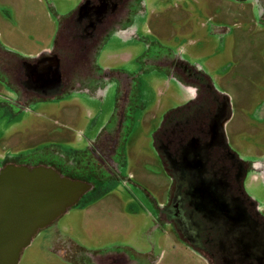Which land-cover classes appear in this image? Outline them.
<instances>
[{"label":"rangeland","instance_id":"obj_1","mask_svg":"<svg viewBox=\"0 0 264 264\" xmlns=\"http://www.w3.org/2000/svg\"><path fill=\"white\" fill-rule=\"evenodd\" d=\"M81 1L0 0V57L32 59L52 49L60 25ZM140 8L133 37L108 30L94 47V67L84 66L106 86L100 102L37 101L22 112L0 97V158L47 148L83 151L109 113L129 114L120 131L119 177L39 231L18 264H61L52 248L70 249L85 264L107 258L127 264H211L167 219L157 218L156 207L167 205L173 182L153 135L166 111L186 94L164 73V62L180 59L210 77L231 106L225 126L230 147L248 161L264 158V21L258 0H147ZM251 176L246 192L264 217L263 178Z\"/></svg>","mask_w":264,"mask_h":264},{"label":"flooded vegetation","instance_id":"obj_2","mask_svg":"<svg viewBox=\"0 0 264 264\" xmlns=\"http://www.w3.org/2000/svg\"><path fill=\"white\" fill-rule=\"evenodd\" d=\"M146 1L82 0L60 25L52 49L47 48L32 59L5 62L0 57V97L22 112L37 101L60 103L84 98L90 103L100 102L106 86L97 79L94 69L84 66L96 63L94 47L108 30H113V35L133 37V17L140 14ZM258 2L264 21V0ZM162 65L164 73L174 77L186 94L181 104L166 111L153 135L154 148L173 182L167 205L157 207V218L167 219L192 249L207 255L211 264H227L211 254L212 240L222 231H235L237 227L224 228L227 224L209 220L206 209L199 207L202 199L196 187L211 184L229 204L243 211L244 228L264 232L260 205L245 188L252 174L261 175L264 186V158L248 161L230 147L225 126L231 117V106L228 97L215 90L210 77L180 59ZM124 112L114 109L109 113L106 123L83 151L47 148L18 158L6 153L0 158V169L7 165L50 168L64 178L91 186L76 205L87 195L91 200L105 190L109 179L119 177L116 159L120 157V131L129 122V114ZM54 249L63 260L61 264H85L69 248L61 252L63 256ZM72 255L75 261L71 260ZM228 263L255 264L236 259ZM86 264L127 262L107 258Z\"/></svg>","mask_w":264,"mask_h":264},{"label":"water","instance_id":"obj_3","mask_svg":"<svg viewBox=\"0 0 264 264\" xmlns=\"http://www.w3.org/2000/svg\"><path fill=\"white\" fill-rule=\"evenodd\" d=\"M90 190L91 186L64 178L50 168L7 165L0 169V264H18L38 232ZM196 190L202 199L199 207L206 209L209 220L227 224L224 228L237 227L213 238L211 254L216 260L264 264V232L244 228L243 211L229 204L211 184H199Z\"/></svg>","mask_w":264,"mask_h":264},{"label":"crops","instance_id":"obj_4","mask_svg":"<svg viewBox=\"0 0 264 264\" xmlns=\"http://www.w3.org/2000/svg\"><path fill=\"white\" fill-rule=\"evenodd\" d=\"M38 53H40V52H38ZM156 209H157V207H156Z\"/></svg>","mask_w":264,"mask_h":264}]
</instances>
